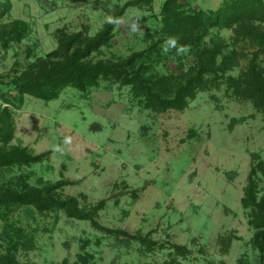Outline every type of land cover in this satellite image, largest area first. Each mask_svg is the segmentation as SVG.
<instances>
[{
  "label": "rangeland",
  "instance_id": "1",
  "mask_svg": "<svg viewBox=\"0 0 264 264\" xmlns=\"http://www.w3.org/2000/svg\"><path fill=\"white\" fill-rule=\"evenodd\" d=\"M178 1L215 10L223 0ZM163 2L0 0V104H8L2 95L16 94L11 80L53 51L60 37L93 36L116 12L110 39L86 60H117L146 48L161 27ZM14 21L20 23L9 35ZM204 39L221 43L225 55L233 50L225 76L238 75L250 60L264 67V41L235 39L226 26L211 27ZM191 60L187 50L162 52L145 73L176 74ZM225 76L183 109H158L140 89L105 78L85 90L66 85L49 100L28 93L14 100L7 146L45 155L0 170V186L61 182L57 195L73 196L86 209L99 204V224L143 239L103 231L61 209L15 206L0 215V264L64 258L67 264H264V244L253 240L241 202L252 164H262L256 178L264 191V115Z\"/></svg>",
  "mask_w": 264,
  "mask_h": 264
},
{
  "label": "trees",
  "instance_id": "2",
  "mask_svg": "<svg viewBox=\"0 0 264 264\" xmlns=\"http://www.w3.org/2000/svg\"><path fill=\"white\" fill-rule=\"evenodd\" d=\"M119 15L120 11L114 13L93 36L75 33L60 37L53 51L30 64L33 68L30 66L11 80L16 94H1L3 101L8 104H0V170L15 164L38 162L45 155L44 152L30 153L18 145L7 146L14 129L9 106L14 105V100L20 102L24 93L49 100L56 97L66 85L85 90L96 84L99 78H105L140 89L144 98L158 109H183L199 90L208 86V82L224 77L230 64V53L233 50L225 55L221 43L209 45L205 42L204 36L211 27L231 28L235 39L250 36L264 41V31L258 30L264 21L263 0H223L215 10L194 8L178 0H164L161 27L152 35L154 37L146 48L134 51L122 59L86 60L92 51L108 42ZM19 23L14 21L10 27L7 26L9 35H13ZM171 38L176 40L175 46L169 43ZM182 47L192 57L185 70L176 74L145 73L153 55L161 56L162 52L173 55ZM225 81L236 95L251 100L264 115V67L261 64L250 60L238 75L227 74ZM260 167L261 163L252 164L241 202L248 209L249 223L254 229L253 240L264 244V191L259 194L256 178ZM61 184H46L40 188L24 182L19 186H0V215L12 207L22 205H31L38 212L61 209L67 216L88 219L94 227L103 231L143 239L125 230L99 224L95 218L99 204L86 209L73 196L60 197L54 188ZM59 264H67V259L64 258ZM74 264H84V261H76Z\"/></svg>",
  "mask_w": 264,
  "mask_h": 264
},
{
  "label": "clouds",
  "instance_id": "3",
  "mask_svg": "<svg viewBox=\"0 0 264 264\" xmlns=\"http://www.w3.org/2000/svg\"><path fill=\"white\" fill-rule=\"evenodd\" d=\"M169 43H170L171 45L175 46V45H176V40H175L174 38H171V39L169 40ZM180 51H181V52L186 51V48L182 47V48H180Z\"/></svg>",
  "mask_w": 264,
  "mask_h": 264
}]
</instances>
